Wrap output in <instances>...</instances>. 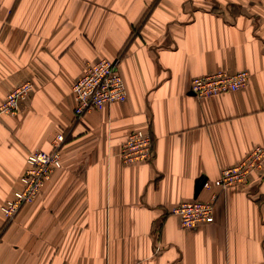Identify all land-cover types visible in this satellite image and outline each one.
Wrapping results in <instances>:
<instances>
[{"label":"crops","instance_id":"0c3cea01","mask_svg":"<svg viewBox=\"0 0 264 264\" xmlns=\"http://www.w3.org/2000/svg\"><path fill=\"white\" fill-rule=\"evenodd\" d=\"M99 58L117 60L126 98L74 122L72 85ZM241 69L235 91L190 90ZM25 81L17 112L0 115V206L26 155L65 140L61 167L0 232V264H264V165L219 195L212 222L171 213L264 149V0H0V103ZM137 129L153 158L123 163Z\"/></svg>","mask_w":264,"mask_h":264},{"label":"built area","instance_id":"2783aa9c","mask_svg":"<svg viewBox=\"0 0 264 264\" xmlns=\"http://www.w3.org/2000/svg\"><path fill=\"white\" fill-rule=\"evenodd\" d=\"M249 73L239 70L234 73L218 71L192 79L190 90L196 97L235 91L247 84ZM32 89V84L25 81L8 91L0 103L1 114H14L18 103ZM74 99L73 121L77 122L88 111L101 109L126 98L123 79L117 69V60L99 58L87 63L83 73L72 85ZM65 133L60 132L51 139V150H32L26 155L25 168L20 174V188L13 192L0 206L5 217V226L11 221L22 205L35 199L51 173L61 167V147ZM154 155L153 137L147 130L131 131L119 145V157L123 163L150 162ZM264 165V149L254 147L238 163L223 168L219 177L213 181L203 180L205 188H216L207 200L192 199L183 201L171 209L185 228H192L200 223H210L214 218V204L219 195L228 188L246 182L251 173L260 172ZM160 248L157 244L155 252Z\"/></svg>","mask_w":264,"mask_h":264},{"label":"rangeland","instance_id":"374dc122","mask_svg":"<svg viewBox=\"0 0 264 264\" xmlns=\"http://www.w3.org/2000/svg\"><path fill=\"white\" fill-rule=\"evenodd\" d=\"M241 70H245V69H241ZM237 71H239V70H237ZM247 71V70H246ZM216 72H218V71H216ZM224 72H226V71H224ZM236 72V71H235ZM248 73H249V71H247ZM213 73H215V72H213ZM229 73V72H228ZM231 73H234V72H231ZM249 77H250V73H249ZM249 77H248V80H249ZM247 83H248V81H247ZM17 109H18V107H17ZM17 111V110H16ZM207 200V199H206ZM23 206V205H22ZM21 206V207H22ZM5 227V222H4V225H3V227L1 228V230H0V232L3 230V228ZM1 234V233H0Z\"/></svg>","mask_w":264,"mask_h":264}]
</instances>
